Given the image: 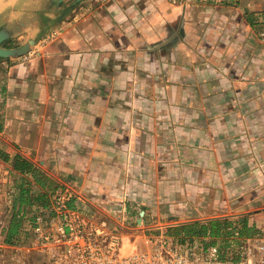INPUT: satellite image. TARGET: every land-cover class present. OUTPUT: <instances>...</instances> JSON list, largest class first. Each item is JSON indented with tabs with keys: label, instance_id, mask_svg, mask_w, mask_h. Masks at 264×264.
I'll use <instances>...</instances> for the list:
<instances>
[{
	"label": "crops",
	"instance_id": "obj_1",
	"mask_svg": "<svg viewBox=\"0 0 264 264\" xmlns=\"http://www.w3.org/2000/svg\"><path fill=\"white\" fill-rule=\"evenodd\" d=\"M76 1L0 58V162L140 242L242 212L264 227V0Z\"/></svg>",
	"mask_w": 264,
	"mask_h": 264
},
{
	"label": "built area",
	"instance_id": "obj_2",
	"mask_svg": "<svg viewBox=\"0 0 264 264\" xmlns=\"http://www.w3.org/2000/svg\"><path fill=\"white\" fill-rule=\"evenodd\" d=\"M24 189L31 203L20 200ZM39 196L31 174L0 162V264H264V227L244 235L233 223L200 238L156 229L140 242L69 206L67 190Z\"/></svg>",
	"mask_w": 264,
	"mask_h": 264
},
{
	"label": "water",
	"instance_id": "obj_3",
	"mask_svg": "<svg viewBox=\"0 0 264 264\" xmlns=\"http://www.w3.org/2000/svg\"><path fill=\"white\" fill-rule=\"evenodd\" d=\"M64 0H0V16L7 18L0 27V58H13L30 52L39 38L50 31L60 14ZM81 0H77L79 2ZM24 36L17 47L6 48L3 43Z\"/></svg>",
	"mask_w": 264,
	"mask_h": 264
},
{
	"label": "rangeland",
	"instance_id": "obj_4",
	"mask_svg": "<svg viewBox=\"0 0 264 264\" xmlns=\"http://www.w3.org/2000/svg\"><path fill=\"white\" fill-rule=\"evenodd\" d=\"M6 18H7L6 15H1L0 16V27L3 26ZM262 33H264V32H262ZM262 33H261V38L264 39V36H262ZM51 34H52L51 31H48V32L44 33L39 38V40L37 41V43L33 46V48L31 49V51L28 52V53H26L25 55L30 54L34 50V48L37 47V45L41 44L44 40H47L49 37H51L52 36ZM23 38H24V36H21V37L15 38V39L8 40V41L4 42L2 46L3 47H6V48L17 47V46H19L21 44V42L23 41ZM127 200L128 201L126 203H127V206H128V211H129V209L130 210H133V208L136 207L135 203L132 200H130V199H127ZM262 211H264V210H262ZM121 213H122V215L123 214L126 215V212L125 213L121 212ZM256 213H258V212L257 211L256 212H246V213L242 212V213H238V214H232L233 216H230V215L220 216V217H217L216 219H218V220H227L230 225H232L233 223H235L236 225H240V227L242 229L243 226L246 225V223L244 221V218L247 217V216L254 215ZM143 215H144V212L140 213V216H139V222L142 223L140 227H146L148 225V223H150L149 221L156 220L155 217H153V215H152V216H150L148 218L149 219V221H148V219H143L144 218ZM239 216H240V219L241 220H239V218H237ZM233 217H234V219H232V220L229 219V218H233ZM235 218H237V219H235ZM161 222L164 223L163 221H161ZM176 225H181V224H176ZM246 228L249 229L252 234L257 233L258 230H259V229H256V228H248L247 226H246ZM174 233H177V236H179L178 235L179 232L177 230H175ZM182 236H183V234H182V232H180V237H182ZM190 236H193V237H196V238H200V237H202V234H198V232H197V234L193 233V234H190ZM221 238H223V237H221Z\"/></svg>",
	"mask_w": 264,
	"mask_h": 264
},
{
	"label": "trees",
	"instance_id": "obj_5",
	"mask_svg": "<svg viewBox=\"0 0 264 264\" xmlns=\"http://www.w3.org/2000/svg\"><path fill=\"white\" fill-rule=\"evenodd\" d=\"M13 167L15 169H19V170H24V169H27V170H31V165L27 164V163H24L22 161H18V160H15L14 163H13ZM33 173V176H34V180L36 183H38L39 185L41 186H45L46 184V180L42 177H39L35 170L32 169L31 171ZM28 199L24 196V193L22 194V197H21V201H24L26 202ZM230 224L227 220H213V221H210L207 225H201V227H199L198 229V233L199 234H203L206 232V230H209L211 235L212 236H220L221 232L224 233V234H227V232H225V228L228 227ZM208 226V228H207ZM183 230H180V231H184L188 234V232L191 231V227L190 225H182L180 226ZM241 233L244 234V235H250L252 234L251 231L249 229L246 228V225L243 226L242 230H241Z\"/></svg>",
	"mask_w": 264,
	"mask_h": 264
}]
</instances>
